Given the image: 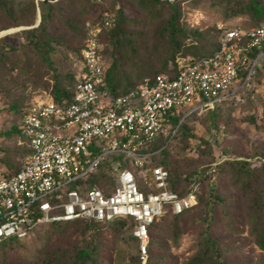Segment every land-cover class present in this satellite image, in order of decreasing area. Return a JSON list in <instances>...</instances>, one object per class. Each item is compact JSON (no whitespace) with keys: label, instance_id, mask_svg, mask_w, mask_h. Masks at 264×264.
Masks as SVG:
<instances>
[{"label":"trees","instance_id":"16d2710c","mask_svg":"<svg viewBox=\"0 0 264 264\" xmlns=\"http://www.w3.org/2000/svg\"><path fill=\"white\" fill-rule=\"evenodd\" d=\"M103 1L0 0V32L22 27L0 36V98L4 100L0 113L7 111L11 119L7 130L0 133V168L6 176L19 171V158L29 152L19 120L27 110L31 92L42 88L57 103L72 101L77 77L61 72L52 54L57 46L65 45L78 59L87 20H100L108 14L113 17L112 25L102 28L101 44L109 58L103 88L115 96L134 89L144 77L152 79L159 73L175 76L177 57L193 62L217 49L216 31L205 45L206 31L187 30L181 22V4L188 0H128L138 7L136 13L125 0ZM211 1L223 8L225 22L246 15L244 25L264 24V0ZM146 21L151 26L145 27ZM190 39L194 41L189 43ZM259 52L254 50L251 56ZM246 72L242 70L239 78L243 79ZM260 76L264 77V55L255 66L252 85L262 82ZM250 91L241 89L248 103ZM229 110L219 104L202 117V122L208 121L215 131L223 124L227 145L220 152L205 140L190 152L193 134L189 124L179 123L181 111L168 116L171 126L176 127L173 137L179 144L172 147L167 136H159L142 149L143 153H153L146 158L149 167L160 166L168 172L171 191L185 196L193 186L198 189L193 207L181 213L165 207L163 215L148 226L144 263L131 233L134 222L127 218L112 223L86 219L54 222L55 232L46 231L47 237L29 256L20 239L6 238L0 242V264H117L119 259L113 258L112 252L121 243L125 264H264V142L236 128ZM245 116L250 124L256 123L252 115ZM257 127L263 130L264 122ZM243 139L246 142L242 146ZM90 149L91 158L100 153L96 146ZM116 162L120 170L133 169L123 154L112 153L99 161L94 174L69 183L66 190L95 185L108 194L113 188ZM136 183L145 195L156 192L138 175ZM189 233L195 234V249L180 262L172 248ZM245 244L258 248L260 258H240Z\"/></svg>","mask_w":264,"mask_h":264},{"label":"built area","instance_id":"2783aa9c","mask_svg":"<svg viewBox=\"0 0 264 264\" xmlns=\"http://www.w3.org/2000/svg\"><path fill=\"white\" fill-rule=\"evenodd\" d=\"M112 23L110 14L85 22L72 101L57 103L50 94L35 98L19 120L29 152L19 158L18 172L6 176L0 168V241L27 237L37 226L56 221L130 217L144 261L147 227L162 216L163 209L169 205L180 213L195 204L196 188L183 197L170 191L168 172L160 166L149 167V153L142 149L166 136L169 111L174 108L195 103V109L208 110L248 86L264 55V24L218 22L217 49L211 54L193 62L177 57L175 76L145 77L135 89L115 96L103 88L108 65L101 44L103 26ZM254 50L261 52L251 56ZM244 69L247 72L240 79ZM7 128L0 120V133ZM91 146L100 149L92 158ZM112 153L123 154L133 170H120L116 162L108 194L95 185L66 190L69 183L94 174L99 161ZM137 175L156 192L140 191Z\"/></svg>","mask_w":264,"mask_h":264},{"label":"rangeland","instance_id":"374dc122","mask_svg":"<svg viewBox=\"0 0 264 264\" xmlns=\"http://www.w3.org/2000/svg\"><path fill=\"white\" fill-rule=\"evenodd\" d=\"M128 3V6L136 13L137 12V6L133 2H129L128 0H125ZM182 18L181 22L185 25L187 30H193L197 29L199 31H206V39H205V45L208 44L210 41H212L213 33L216 31L218 35V30L216 28V24L218 22H225L224 21V10L219 6L218 3H213L211 0H188L185 2H182ZM97 13V12H96ZM247 18L246 15H237L236 17L228 20L234 22H240V23H246L247 24ZM227 21V22H228ZM151 22L146 21L145 27L148 25L151 26ZM19 27H11L7 30L1 31L0 36L5 35L10 32H14L19 30ZM152 28V27H151ZM131 29V28H130ZM215 29V30H214ZM191 38V37H190ZM196 39V38H195ZM15 41V39H13ZM193 42V39H190ZM106 56L107 65L109 64V58L108 55ZM52 58L59 67V70L61 72L70 73L73 75V73L76 75L78 65L76 58L74 55L71 54V51H67V48L65 45L57 46L55 51L52 54ZM260 65V64H259ZM259 79H262V82L258 80V82H254L252 85V80L250 79V82L247 86V90H251L249 97L250 102L245 101V98L241 96V90H239L238 95L235 94L232 97H230L228 100L220 103L222 108H229L230 115L233 118V125L236 126V128L242 130L243 132L247 133L250 138L252 137H260L264 142V129L261 130L257 127L258 124H261L264 122V77L260 76ZM253 87V88H252ZM30 90V89H29ZM35 90V91H34ZM34 92H31V99L32 101L35 98L45 97L49 94L48 91L37 88L34 89ZM252 90L253 93H252ZM4 100L0 98V106L3 105ZM219 105V104H218ZM196 104L192 105H186L184 106L180 111L182 114L181 122H185L191 126V133L193 134V137L190 141V152L196 151L199 147V145H203V141L205 140L209 142L212 145V148H214L217 152H220V149L222 147H225L227 145V141L225 139V134L223 133V124L220 126L218 131H215L213 126L209 124L208 121H205V123L202 122V117L207 113V110L202 109H195ZM179 111V107L174 108L173 110L169 111L171 115H174L176 112ZM188 112H191L188 114ZM245 115H252L255 119V124H250L247 116ZM185 116V118H183ZM245 116V117H244ZM244 117V120H243ZM0 120H3L6 122V126L8 127L10 124V116L7 111H3L0 113ZM261 130V131H260ZM177 134L176 127L173 128L171 125L167 129V142L170 143L173 146H176L178 143V138H174L173 135ZM173 137V139H172ZM233 137L238 138L237 135H234ZM246 140L243 139L240 144L243 146L245 145ZM148 153L151 155L152 152ZM218 155V153H217ZM220 161V160H219ZM198 190V189H197ZM112 223V222H110ZM109 223V224H110ZM42 226V225H41ZM110 227V225H109ZM52 230L55 232L56 230V223L54 224H47L46 227H38L32 235H30L27 238L21 239V241L24 243L25 246V252L29 256L31 253H34L39 245L41 244L42 240L47 237L49 231ZM244 234H246V230L243 231ZM194 239L195 234L189 233V234H183L178 242L177 246H173L172 252L174 255L178 256V261L182 262L188 255H190L194 248ZM196 241V240H195ZM249 241V240H248ZM246 241V243H248ZM124 244L121 243L120 248H116L112 253V257L119 259L117 261V264H125L126 259L122 260L123 257L126 258L125 250L123 249ZM261 252L258 248H256L253 244H245L243 253L241 254L240 258H244L245 261L248 259L251 260H257L261 256ZM116 264V262H114Z\"/></svg>","mask_w":264,"mask_h":264},{"label":"clouds","instance_id":"9594fccd","mask_svg":"<svg viewBox=\"0 0 264 264\" xmlns=\"http://www.w3.org/2000/svg\"><path fill=\"white\" fill-rule=\"evenodd\" d=\"M80 57V56H79ZM77 60V59H76ZM107 68V67H106ZM160 74V73H159ZM157 75V74H156ZM145 78V77H144ZM149 78V77H148ZM143 80V79H142ZM135 89V88H134ZM133 90V89H132ZM182 109V108H181ZM181 109H179V111L181 110ZM183 118H185V116H183ZM181 122V120L179 121V123ZM171 125V124H170ZM167 135V134H166ZM163 137H165V136H163ZM133 170V169H132ZM167 181H168V178H167ZM193 188H196V191H197V186H193ZM192 188V189H193ZM169 189V188H168ZM191 189V190H192ZM170 190V189H169ZM190 190V191H191ZM171 191V190H170ZM189 191V192H190ZM195 191V192H196ZM173 192V191H172ZM195 192H194V194H195ZM175 193V192H174ZM177 194V193H176ZM178 195V194H177ZM179 196V195H178ZM179 197H183V196H179ZM166 207H170L169 205L168 206H166ZM191 207H193V206H191ZM190 207V208H191ZM190 208H188V209H190ZM185 210H187V209H185ZM164 211H165V208L163 209V213H164ZM184 211V210H183ZM181 213V212H180ZM163 215V214H162ZM127 218H130V217H123V218H120V219H116V220H112V221H105V222H115V221H119V220H124V219H127ZM160 218V217H159ZM132 219V218H131ZM76 220H79V219H75V220H70V221H76ZM86 220H95V219H86ZM98 221V220H97ZM99 221H104V220H99ZM57 222V221H56ZM51 223H54V222H51ZM51 223H48V224H51ZM154 223V222H153ZM152 224V223H151ZM46 225L47 224H44V225H42V226H45L46 227ZM41 225L40 226H37L36 228H35V230L32 232V233H34L35 231H36V229L38 228V227H42ZM134 227H135V225L133 226V228L131 229V233H132V236L134 237V238H136L137 239V243H138V249H139V258H140V260H141V262L142 263H144L145 262V260L144 261H142V259H141V257H140V247H139V243H140V241H139V238L137 237V236H135V235H133V229H134ZM32 233L31 234H29L27 237H29L30 235H32ZM147 234H148V227H147ZM27 237H24V238H27ZM11 238H14V239H24V238H16V237H9V239H11ZM1 242V241H0ZM148 243H149V236H148V242H147V244H146V249H147V245H148ZM146 255H147V252H146Z\"/></svg>","mask_w":264,"mask_h":264}]
</instances>
